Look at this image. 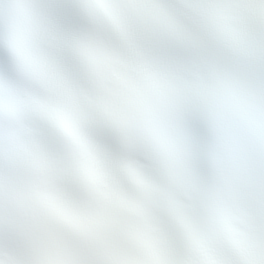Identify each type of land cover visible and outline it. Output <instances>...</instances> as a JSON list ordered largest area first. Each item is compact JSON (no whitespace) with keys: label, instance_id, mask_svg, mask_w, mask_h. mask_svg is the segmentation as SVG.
<instances>
[{"label":"snow or ice","instance_id":"obj_1","mask_svg":"<svg viewBox=\"0 0 264 264\" xmlns=\"http://www.w3.org/2000/svg\"><path fill=\"white\" fill-rule=\"evenodd\" d=\"M0 264H264V0H0Z\"/></svg>","mask_w":264,"mask_h":264}]
</instances>
